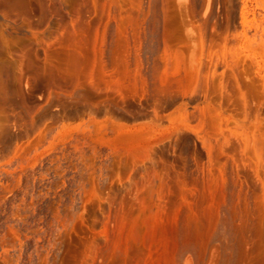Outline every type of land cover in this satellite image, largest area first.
I'll return each mask as SVG.
<instances>
[{
    "label": "rangeland",
    "instance_id": "1",
    "mask_svg": "<svg viewBox=\"0 0 264 264\" xmlns=\"http://www.w3.org/2000/svg\"><path fill=\"white\" fill-rule=\"evenodd\" d=\"M0 264H264V0H0Z\"/></svg>",
    "mask_w": 264,
    "mask_h": 264
},
{
    "label": "bare ground",
    "instance_id": "2",
    "mask_svg": "<svg viewBox=\"0 0 264 264\" xmlns=\"http://www.w3.org/2000/svg\"><path fill=\"white\" fill-rule=\"evenodd\" d=\"M48 4H50L51 2H53V0H45ZM60 6L61 8L63 7V9H67V4L62 1H60ZM59 6V7H60ZM61 19H63L65 21L66 17L64 15H60ZM59 17V13H57V15L53 16L51 12H49V10H46L43 18L44 19H49L51 20L50 22L52 23L53 20H55L56 18ZM80 17H77L76 20H72V22L70 23V25L68 27L65 26H61L59 25L61 22H57L59 20H55L57 25H59L61 31H66L67 30V34H65V36L63 37V39L66 41V43H71L72 41L74 42V52L77 54L75 55V58L78 62V66L79 67H85L87 66L88 60L90 59L92 53H93V49H90L88 46L89 41L91 40V29L89 27V25L84 24V22H80L79 20ZM58 30V28H57ZM32 35L34 37H36V33L33 32ZM61 35H63V32L61 33ZM97 34H93L92 35V39L94 40ZM29 39V38H28ZM32 39V38H31ZM160 61V60H159Z\"/></svg>",
    "mask_w": 264,
    "mask_h": 264
}]
</instances>
